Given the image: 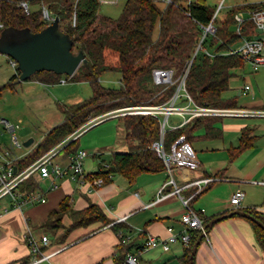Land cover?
<instances>
[{"label": "trees", "instance_id": "trees-1", "mask_svg": "<svg viewBox=\"0 0 264 264\" xmlns=\"http://www.w3.org/2000/svg\"><path fill=\"white\" fill-rule=\"evenodd\" d=\"M21 1H28L32 5L28 14L19 5ZM157 1L125 0L117 18L112 19L104 16V20L111 23L112 27L103 34L89 37L87 34L100 7L98 0H0L2 28L13 26L28 27L32 31L41 30L46 26L41 16V5H46L59 18L60 29L68 33L73 40L72 51H82L87 59V62L81 63L71 76L65 75L66 79L64 80L87 82L92 89L91 96L82 101L68 105L57 104L62 120L50 128L24 156L15 160L14 163L18 168L26 167L53 146L62 142L65 143L56 154L63 153L64 156L74 154L78 149V137L68 141L66 138L90 118L116 108L160 104L167 101L174 94L177 82L155 85L152 78L154 68L172 69L174 75L176 74L178 77L187 70L184 83L185 91L197 105L237 107L236 96L226 97L225 93L230 89L231 79L237 75L236 71H243L246 62L241 56L230 54L227 51L230 46L239 43L242 37H250L255 31L252 22L246 19L240 26V32L237 33L234 29V15L240 10L254 8L262 3L235 4L223 12L222 16L217 15L213 20L215 32L205 34L191 61L202 37L203 26H206L211 20L215 6H210L207 0H173L178 3V7H175L173 3L159 7ZM175 11L187 17L189 24L187 27L178 25L173 15ZM73 13H75L74 25L71 22ZM192 29L196 33H193ZM175 35L180 36L178 42L180 46L183 44L186 46L190 40L192 41L189 43L192 46L189 59L178 72L171 59L175 53L173 49ZM206 42L209 47L205 44ZM105 50H109L117 56L116 64L109 65L106 62ZM9 59L11 58L9 57ZM107 70H113L120 74L119 86L107 87L100 83L101 74ZM18 76L19 70L15 67V72L9 80L0 86V93L4 87L11 86ZM27 80L53 84L61 80V75L43 70L35 72ZM119 118L122 119L125 127V138L129 142L128 150L113 153L108 167H101L95 176L102 177L106 182L110 180L111 175L119 173L129 181H133L142 173L165 171L163 159L152 146L153 142L158 141L161 137L159 118L151 114H125L120 115ZM220 120L221 116L197 115L179 127L166 129L162 139L164 151H170L171 145L180 136H183L190 144L192 141L200 139L201 129L204 134L217 136L220 129L215 124ZM249 134L250 128L243 127L239 146L230 149L231 157L251 144ZM36 188L37 182L32 176L22 180L17 186L20 194L33 192ZM68 201V197L63 198L60 201L59 209L52 211L51 216L67 212L72 218L70 227L86 225L95 220H100L103 224L112 223L110 225L119 237L118 263L124 264L128 253L136 252L142 248L143 242L136 243L133 239L129 242H122L125 236H129L125 231L126 225L122 222L113 223L98 205L91 204L86 209L75 211L71 210ZM238 209L248 212L264 224V212L249 207ZM232 210L235 209L225 210L221 215ZM201 217L205 224L211 219L205 218L203 214ZM60 219L58 216L56 222ZM246 219L250 222L257 243L264 253V229L254 220ZM59 223L54 224L55 227H58ZM208 229L209 225L206 224L207 232ZM200 235L199 230L190 231L189 246L180 258L183 264H195V255L191 260L189 255L194 242ZM203 238L204 236L201 237L200 242Z\"/></svg>", "mask_w": 264, "mask_h": 264}, {"label": "crops", "instance_id": "crops-1", "mask_svg": "<svg viewBox=\"0 0 264 264\" xmlns=\"http://www.w3.org/2000/svg\"><path fill=\"white\" fill-rule=\"evenodd\" d=\"M249 68L241 76L242 83L230 85V89L242 99L237 102V107L264 109V69L254 71ZM232 80L240 81L238 75ZM246 83L250 84L248 91L243 90ZM186 103L183 98L176 102L179 106ZM119 116L113 112L93 122L91 119L72 136H67L69 140L78 137V148L87 153L82 160L85 173L95 174L101 167L107 168L113 153L128 150L124 126L121 132L119 128L117 132L113 126L102 125ZM171 116L174 117L170 119ZM165 119L166 129L184 123L179 114H171ZM215 126L220 129L217 136L204 134L201 129V138L191 142L198 161L196 167L142 173L133 181L114 173L99 187L90 183L79 184L68 177L54 179L55 186L51 187L52 180L35 175L32 177L37 182L34 192L44 193L43 202L14 207L8 196L0 199V264L30 263L33 256L24 240L29 233L38 240L46 235L50 241L41 248L46 257L33 264H120L117 261L119 237L112 229V223L95 220L70 227L72 218L67 212L51 216L50 213L59 209L60 201L65 197L69 198V206L75 211L91 204L98 205L113 223L126 225L129 229L125 231L136 243H142L148 235L167 237L169 226L176 232L182 228L179 221L184 210L181 198L196 190V186H185L189 181L213 179L189 202L205 218H211L209 222L231 209L229 197L238 188L244 192L242 207L264 212V117H221ZM243 127L250 128L251 144L231 157L230 149L239 146ZM93 128L97 131H91ZM34 141L33 138L29 146H24L26 150L14 155L12 150H5L8 152L6 157L18 159L24 156ZM0 151L5 155V151ZM103 151L109 154V159L103 158ZM53 160L64 164L67 156L56 154ZM170 180L174 183H168ZM175 188H180L178 193L174 192ZM5 205L7 210L3 209ZM58 216L61 225L55 227ZM186 248L177 241L167 250L159 247L143 250L139 264H183L180 258ZM195 264H264V253L250 222L240 215H230L209 226L207 236L197 247Z\"/></svg>", "mask_w": 264, "mask_h": 264}, {"label": "built area", "instance_id": "built-area-1", "mask_svg": "<svg viewBox=\"0 0 264 264\" xmlns=\"http://www.w3.org/2000/svg\"><path fill=\"white\" fill-rule=\"evenodd\" d=\"M98 1L100 3L108 2V0ZM158 1H161L164 4L173 3L175 7H178V3L173 2V0ZM224 1L225 0H216L217 4L215 5L211 20L206 26H203L204 31L201 37L202 39L206 33L215 32L213 20L217 15H219L224 7ZM255 3H262V5L240 10L234 15V29L237 33L240 32L241 24L248 19L253 24V29L255 31L254 34L250 37H242L241 41L233 46H230L227 52L241 56L252 70L257 71L261 68L264 69V38H262V34L264 33V0L242 2L241 4L247 5ZM19 5L22 6L27 14L30 12L32 7L28 1H21ZM187 15H189V13H187ZM41 16L45 25L51 24L55 17L53 12L44 4L41 5ZM71 22L73 25L75 24V13H73ZM0 28H2V24H0ZM10 64L14 68L17 66L16 61L12 58L10 59ZM186 72L187 70L182 76L175 78L174 71L172 69L154 68L152 70V78L155 85H167L177 82V87L172 97L160 104L126 106L118 108L114 111V113L118 115L151 114L159 118L161 137L158 141L153 142L152 146L157 151L158 155L163 159L168 172H170L173 168L183 169L186 167H196L198 161L192 145L186 141L183 136L176 139V141L171 145L170 151H164L162 139L163 133L166 130L167 123L165 118H167V116L171 114H179L183 116L184 123L191 117L197 115L221 117L257 115L264 117V109H250L246 107H212L195 104L185 91L184 83ZM60 82H65V80L61 79ZM249 89H251L249 83L243 85L244 91H248ZM181 98L187 102L185 106H179L176 104L177 100ZM0 123H2L4 128L10 132L12 144L16 147H20L17 136L14 133L18 127V123L11 124L5 119H0ZM86 124H83L78 130L86 126ZM72 135L73 134L70 136ZM68 140L69 139L66 138V141ZM64 143L62 142L58 144L55 148L49 150L22 169L15 165L14 162L16 159H8L6 157L8 154L7 151H5V155L0 151V157L3 161L0 163V199L8 196L12 206L14 207H21L26 203L43 202L45 200L44 193L33 191L20 194L17 190V186L22 180L31 176L34 177L35 175L40 178H48L52 180L51 187L55 186L53 183L54 179L63 177L75 180L79 184L90 183L95 187L101 186L104 183L102 177H97L92 173H85L83 170L82 160L87 155L84 150L78 148L74 154L67 155V161L64 164L53 160V157L59 149L62 148ZM211 180L213 179L206 177L186 183L185 186H196V190L193 191L190 196L181 198L184 210L180 215L179 221L182 224V228L176 232L171 226L167 227L168 235L165 238L148 235L143 241L141 249L126 255L124 264H139L140 253L149 248L159 247L162 250H167L170 248L171 244L177 241H180L183 245L188 247L191 230H199L201 234L206 237V224L201 217L202 212L192 208L189 202L197 193L201 191V188L206 186ZM170 182L174 183L173 180H170L168 183ZM179 190L180 188H175L174 192L178 193ZM243 198V190L240 188L236 189L229 197L231 209H238L242 207ZM7 208V205L3 207L4 210H7ZM24 240L33 256L29 264H33L42 257H46L41 249L42 247L47 246L50 242L46 235H42L38 240L29 233L24 236ZM129 240L130 237L125 236L122 239V242H129Z\"/></svg>", "mask_w": 264, "mask_h": 264}, {"label": "rangeland", "instance_id": "rangeland-1", "mask_svg": "<svg viewBox=\"0 0 264 264\" xmlns=\"http://www.w3.org/2000/svg\"><path fill=\"white\" fill-rule=\"evenodd\" d=\"M255 2L259 0H225L224 7L222 8L219 16L223 15L228 8L235 4H241L242 2ZM125 3V0H108V2L100 3L96 19L89 30L87 36L96 37L100 34L107 32L111 27V23H107L104 20L105 17L112 19L117 18ZM207 3L210 6H215L217 4L216 0H207ZM159 7H163L164 3L157 1ZM174 18L176 19L178 25H183L187 27L188 20L184 14H179L177 11L174 12ZM187 23V24H186ZM193 33H196L194 29ZM157 32V27L155 28V34ZM179 35L174 36L173 40V53L171 59L174 63L175 69L178 72L181 67L189 59V53L191 49L192 41L188 45L180 46ZM186 37V36H185ZM264 38V33L262 34ZM184 43V42H183ZM208 46V42L205 43ZM179 45V46H178ZM183 47V48H182ZM209 47V46H208ZM106 62L109 65H114L117 62V56L114 53H111L109 50H105ZM250 66L246 63L243 71H236L239 76L240 81L232 80V86L242 83V77L245 71ZM15 72V68L10 64V59L7 55L0 53V86L6 83L10 76ZM176 73V72H175ZM175 77L178 78V76ZM61 79H66L65 74H61ZM100 83L107 87H117L120 82V74L113 70H107L103 72L100 76ZM61 81V80H60ZM53 84H45L35 80H23L17 83H13L11 86L4 87L0 93V119H5L11 124L18 123V127L15 130L17 140L20 143V147H16L12 144L10 132L7 131L3 124L0 123V149L2 151L12 150V153H18L26 150L22 145V142L28 138H34L33 146L41 140L42 136L52 128L56 123L62 120V115L57 109V104H73L79 101H82L92 94V89L89 83L87 82H73L66 80L65 82H60ZM236 81V82H235ZM236 91L229 89L226 91L225 96L233 97L237 96ZM237 102L239 103L241 97L237 96ZM240 98V99H239ZM147 105V104H142ZM118 108L110 110L106 113L95 116L92 119L96 121L103 116H106L107 113H113ZM174 116H171L172 119ZM88 120V121H89ZM20 121V122H18ZM112 121V122H111ZM111 121L105 122L108 124H102L103 127L113 126L115 130L121 132V128L124 126L122 119L113 118ZM91 131H97L96 128L91 129ZM119 135H122L119 133ZM119 138V136H118ZM63 153H60V156ZM103 158L109 159V154L106 151H103L101 154ZM201 200V198H200ZM197 207V205H195Z\"/></svg>", "mask_w": 264, "mask_h": 264}, {"label": "water", "instance_id": "water-1", "mask_svg": "<svg viewBox=\"0 0 264 264\" xmlns=\"http://www.w3.org/2000/svg\"><path fill=\"white\" fill-rule=\"evenodd\" d=\"M200 39L195 52L191 58L193 60L200 47ZM73 40L70 35L59 27V18L54 17L51 24L46 25L39 31H32L28 27L17 28L7 26L0 31V53L14 59L17 63L19 76L13 83L27 80L37 71H52L56 74L71 76L81 63H86L87 59L82 51H72ZM33 138L23 141V146H29ZM240 215L257 222L263 229L264 224L256 220L248 212L235 209L227 214L219 215L209 222V226L220 219L230 215ZM201 234L194 242L190 252V260L196 253Z\"/></svg>", "mask_w": 264, "mask_h": 264}]
</instances>
